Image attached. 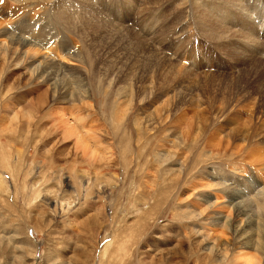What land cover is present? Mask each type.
<instances>
[{
	"label": "rangeland",
	"instance_id": "rangeland-1",
	"mask_svg": "<svg viewBox=\"0 0 264 264\" xmlns=\"http://www.w3.org/2000/svg\"><path fill=\"white\" fill-rule=\"evenodd\" d=\"M0 21V264H264L233 231L264 216V0H0Z\"/></svg>",
	"mask_w": 264,
	"mask_h": 264
},
{
	"label": "bare ground",
	"instance_id": "bare-ground-1",
	"mask_svg": "<svg viewBox=\"0 0 264 264\" xmlns=\"http://www.w3.org/2000/svg\"><path fill=\"white\" fill-rule=\"evenodd\" d=\"M193 8V7H192ZM191 8V9H192ZM194 9V8H193ZM70 16V15H69ZM99 19V18H98ZM69 19H67V21H68ZM1 22V21H0ZM69 22V21H68ZM2 23V22H1ZM0 23V24H1ZM68 24V23H67ZM2 25H3V23H2ZM78 25V24H77ZM91 26V25H90ZM2 27V26H1ZM78 27V26H77ZM89 27V26H88ZM84 28V27H83ZM208 29V28H207ZM75 30V29H74ZM34 31V30H33ZM228 31V30H227ZM74 32V31H73ZM90 32V31H89ZM215 32V31H214ZM1 33V32H0ZM72 33V32H71ZM215 33H217V32H215ZM230 33V32H229ZM263 33H264V31H263ZM96 34H98V33H96ZM108 34V33H107ZM235 34V33H234ZM212 35H214V34H212ZM1 36V35H0ZM53 36V35H52ZM114 36V35H113ZM119 36V35H118ZM15 37V36H14ZM99 38H100V36H99ZM115 38V37H114ZM123 38V37H122ZM217 38V37H216ZM4 39V38H3ZM8 39H10V38H8ZM11 40V39H10ZM22 45L24 44V45H26V47H28V49H29V52L30 51H32L31 50V48H33V47H30V46H32L31 45V43L30 42H27V41H25L24 39H17ZM212 40V39H211ZM9 41V40H8ZM121 41V40H120ZM119 41V42H120ZM3 42H6L5 41V39L3 40ZM112 42H114V41H112ZM116 42V41H115ZM118 42V41H117ZM123 42V41H122ZM138 42V41H137ZM46 43V42H45ZM9 44V43H8ZM11 44V43H10ZM9 44V45H10ZM93 44V43H92ZM118 44V43H117ZM147 44V43H146ZM12 45H13V43H12ZM122 45V44H121ZM140 45H142V44H140ZM150 45V44H149ZM149 45H147V46H149ZM16 46V45H15ZM18 46V45H17ZM16 46V47H17ZM108 46H109V44H108ZM116 46V45H115ZM124 46V45H123ZM122 46V47H123ZM135 46V45H134ZM10 47V46H9ZM12 47V46H11ZM10 47V48H11ZM14 47V46H13ZM23 47V46H22ZM106 47V46H105ZM125 47V46H124ZM20 48H21V46H20ZM44 48V47H43ZM90 48V47H89ZM107 48V47H106ZM114 48V47H113ZM121 48V47H120ZM13 49V48H12ZM18 49V48H17ZM17 49H15V50H17ZM27 48H25V50H26ZM7 50L9 51V49L7 48ZM34 50H36V48L34 49ZM38 50V49H37ZM124 50V49H123ZM22 51V50H21ZM27 51V50H26ZM104 51V50H103ZM115 51V50H114ZM119 51V50H118ZM57 52V51H56ZM107 52H110V51H107ZM112 52V51H111ZM129 52V51H128ZM13 53V52H12ZM17 53V52H16ZM36 53H37V51H36ZM35 53V54H36ZM154 53V52H153ZM21 54V53H20ZM39 54H41V53H38L37 55H39ZM99 54V53H98ZM152 54V53H151ZM160 54V53H159ZM29 54H27V56H28ZM80 55V54H79ZM110 55V54H109ZM108 55V56H109ZM119 55V54H118ZM125 55V54H124ZM131 55V54H130ZM154 55V54H153ZM32 56V55H31ZM126 56V55H125ZM29 57V56H28ZM34 57H35V55H34ZM72 57H73V59H74V54L72 55ZM76 57V56H75ZM120 57H121V55H120ZM152 57H154V56H152ZM254 57V56H253ZM29 58H31V57H29ZM38 58V57H37ZM37 58H35V59H37ZM71 58V57H70ZM81 58V57H80ZM85 58V57H84ZM28 59V58H27ZM69 59V58H68ZM72 59V58H71ZM150 59V58H149ZM162 59V58H161ZM244 59V58H243ZM33 60V59H32ZM103 60V59H102ZM154 60V59H153ZM158 60H160V58H158ZM67 61V60H66ZM74 61V60H73ZM76 61V60H75ZM78 61V60H77ZM82 61H84L83 59L81 60V61H79V63L80 62H82ZM100 61V60H99ZM102 62V61H101ZM156 62V61H155ZM160 62V61H159ZM162 62V61H161ZM165 62H166V60H165ZM83 63V62H82ZM81 63V64H82ZM85 63V62H84ZM169 63V62H168ZM164 63H162V65H163ZM157 65H159V63L157 64ZM49 66V65H48ZM117 68V67H116ZM36 70V69H35ZM39 71V70H38ZM42 72V71H41ZM55 72V71H54ZM57 72V71H56ZM40 74V73H39ZM48 74H50V73H48ZM57 74V73H56ZM52 75V74H51ZM41 76V75H40ZM45 76V75H44ZM50 76V75H49ZM37 77V76H36ZM39 77V76H38ZM48 77V76H47ZM46 77V78H47ZM91 78H93V77H91ZM90 78V79H91ZM49 79V78H48ZM52 79V78H51ZM73 82V81H72ZM58 88V87H57ZM60 91V90H59ZM62 92V91H61ZM65 93V92H64ZM68 93V92H67ZM59 94V93H58ZM61 94V93H60ZM236 137V136H235ZM236 172H238V173H246V171L242 168V167H240L239 168V171H236ZM2 181V180H1ZM232 196V195H231ZM241 196V195H240ZM239 200H235L234 202H232L233 203V206L236 208V211H239V212H242L244 215H245V217L246 218H248L249 217V215L250 214H248L249 212H247L248 210L247 209H243V203H242V201L241 202H238ZM263 203V202H262ZM231 204V203H230ZM245 207V206H244ZM259 207H261L262 208V210H264V205L263 204H260L259 205ZM261 211V210H260ZM238 213V212H237ZM264 214V213H263ZM142 216L144 217V215L142 214ZM252 216V215H251ZM254 216V215H253ZM255 217H257V216H255ZM263 217L264 216H260L259 217V215H258V218L257 219H255V218H251V217H249V219H248V221H247V223H246V226L244 227V228H242L241 229V231H237V226H236V229L234 228L233 229V231L236 233V235H239V237L238 238H240L241 240H240V242L242 243V246H244V247H248V246H251V244H252V246L254 247V244L255 243H253L254 241H256L255 239V237H258V240L259 241H257L258 242V244H256V246L255 247H257V249L258 248H262L263 247V249H264V227L262 226V220H263ZM232 226V225H231ZM237 232H238V234H237ZM254 240V241H253ZM253 241V242H252ZM263 242V245H261L260 244V242ZM241 245V244H240ZM261 245V246H260ZM260 251V250H259Z\"/></svg>",
	"mask_w": 264,
	"mask_h": 264
}]
</instances>
